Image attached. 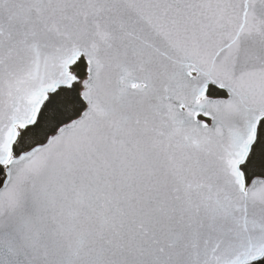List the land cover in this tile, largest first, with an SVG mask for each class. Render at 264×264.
Masks as SVG:
<instances>
[{
    "label": "snow or ice",
    "instance_id": "1",
    "mask_svg": "<svg viewBox=\"0 0 264 264\" xmlns=\"http://www.w3.org/2000/svg\"><path fill=\"white\" fill-rule=\"evenodd\" d=\"M0 264H264V0H0Z\"/></svg>",
    "mask_w": 264,
    "mask_h": 264
}]
</instances>
